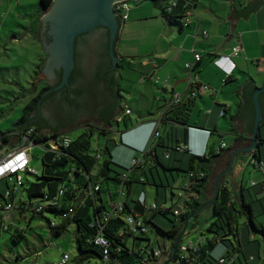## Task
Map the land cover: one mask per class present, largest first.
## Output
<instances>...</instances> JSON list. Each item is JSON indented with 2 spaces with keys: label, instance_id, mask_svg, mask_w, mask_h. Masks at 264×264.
I'll return each instance as SVG.
<instances>
[{
  "label": "trees",
  "instance_id": "1",
  "mask_svg": "<svg viewBox=\"0 0 264 264\" xmlns=\"http://www.w3.org/2000/svg\"><path fill=\"white\" fill-rule=\"evenodd\" d=\"M152 1L162 11V17L168 23L181 26L180 19L184 17L187 10L186 0L181 1L172 14L166 12L164 5L169 0ZM52 2L53 0H40L43 13L51 7ZM246 11L251 10L246 9ZM118 22L121 25V19H118ZM46 30H48V26ZM44 36L47 43L52 41V37L47 32ZM108 43L109 30L106 27H97L91 32L79 35L75 40L74 69L69 76L68 84L57 91L52 90L53 87L62 82V69L56 71L54 85L43 80H39L37 84H34V91L37 89L38 84H45V86L24 107L22 116L15 122V130L0 135V148L19 147L26 136L32 142L40 144L50 137H58L65 135L67 132L82 129L81 134L75 139L69 138L71 143L68 147H61L58 151L44 153L41 176L34 175L36 176L35 181H30L27 178L24 186L29 200H46L58 197L60 202L58 208L49 207L45 209L46 213L52 214L54 217H59L68 208L74 207L75 213L72 217L61 221L56 228L51 229L59 236L67 230L68 226L72 224L75 226L78 244L75 264H90L95 256L102 258V249L94 245L90 239L99 231V228L94 225L97 217H101V212L107 208L103 194L108 193L109 201H112L116 196V192H110V184H115L118 189L121 184L119 177L127 174L125 212L144 215L147 214V211L138 200L144 190L135 195V188L138 185L145 186L151 183L156 188L157 196H161V199H163L162 202L155 199L156 204L158 206L164 205L167 203V188L171 185L168 176L170 175L171 181L174 182L173 174L175 172L185 173L191 181L189 192L193 195L185 202V212L183 214L177 217L174 216L172 213L173 206L164 211L152 210L146 218V224L150 229L146 235L125 232V222L122 219L110 221L102 232L110 241L112 257L122 264H145L143 263L145 254L142 255L141 247L146 242L151 241V233L159 242L163 240V244L170 246L172 251L170 259H176L178 255H173L175 242L182 232L184 222L192 214L195 215L194 217L198 216L197 224L199 223V216L204 209L200 213L196 214V212L207 202L206 192L210 185V179L217 160L224 155L225 150L223 148L217 152V149L214 148L208 155L198 156L190 151H180L178 149L180 145H187V132H183L182 138L179 139L180 134L178 131L169 125L177 124L191 127L188 119L194 99L188 96L186 100L169 106L164 112L159 123L168 126L169 130L163 134L158 129L160 132L159 137L150 140L149 152L146 155L148 164L145 168L130 169L118 164L114 161L112 150L108 145L104 149L92 151L91 138L95 134L105 135L112 131L120 134L124 131L122 126L126 131H129V126L135 124L134 120L132 122L125 119L130 114H126L121 105L122 90L119 83L121 76L119 69L123 66V62L119 59L117 67L111 70L112 61L109 56ZM45 62L46 58L39 65L36 76H38L39 70L45 65ZM117 72L118 76H116ZM256 88L255 83L250 80L245 82L239 89L238 95L242 98L241 109L236 116L232 117V121L239 119L245 122L246 132L249 135L247 141L250 145L252 144L251 135L256 113L253 102V94ZM259 101L264 116V92L259 95ZM83 119L86 122L81 124ZM92 121L96 124H92ZM231 126L230 130L234 131L233 122ZM263 126L264 119L261 122L258 135L260 140L258 149L248 155L252 156L257 162L264 161L260 147L261 143L264 142L262 140ZM45 146L49 148V144ZM134 153H138V151L134 149ZM98 154L101 155V159L96 157ZM253 168L260 172L254 165ZM71 172L74 175L72 180L68 178ZM190 173H193L194 177L189 178ZM202 173L204 174L203 177H201ZM104 183H106V186H104ZM89 184L99 186L97 192L101 196L99 206L95 207L92 200H86L85 206L76 203ZM230 185L231 182L227 177L219 181L218 197L211 207L212 216L206 228V235L202 233L206 240L204 245L200 247L196 257L198 264H207L209 253L218 244L226 246L227 251L230 252L226 240L227 238L229 240L230 237H234L236 240L239 236L242 217L248 220L253 229L259 228L255 222L256 216L253 207L246 200L243 186L240 185V194H235ZM258 186H260L259 190L262 193L263 187ZM258 186H251V188L254 189ZM61 187H65V196L59 198L58 191ZM253 195L257 196V193L254 192ZM158 214L166 219L173 216V219L170 220L171 226L169 229H165L155 221ZM34 217L35 214L30 216L29 223ZM18 220L20 221V219ZM259 229L264 233L263 226ZM13 239L15 242L22 239L20 232L17 231V235L13 236ZM129 240L131 241L130 245H128ZM230 244L233 247L232 251L237 250L231 242ZM179 247L177 246L176 251ZM167 263L170 264L169 261ZM180 264H187V262L182 261Z\"/></svg>",
  "mask_w": 264,
  "mask_h": 264
},
{
  "label": "crops",
  "instance_id": "2",
  "mask_svg": "<svg viewBox=\"0 0 264 264\" xmlns=\"http://www.w3.org/2000/svg\"><path fill=\"white\" fill-rule=\"evenodd\" d=\"M193 1L191 22L187 27L168 23L162 17V11L153 2L154 8L159 9L161 14L156 9H152L150 4L142 3L131 7L127 19L122 22L115 50L118 60L123 62L120 70L127 73V77L131 79L128 81L134 84L133 87L139 93L134 95L129 92L131 104L138 109V116H135L136 119L133 118L134 110L129 106L131 113L125 117L127 121H135L133 126H129L131 132L124 137L130 151H114L113 154L114 161L122 166L129 167L134 149L138 151L146 146L153 129V122H158V129L163 134L169 130L168 126H163L159 122L175 95L180 96L183 101L188 98L191 88L187 82L189 72L186 64L193 62L194 53H199L202 60L195 66L193 74L198 75L200 84H206L209 88L201 91L193 101L188 119L191 127L177 124L169 126L178 131L179 139L186 131L190 152L202 156L208 155L214 148L216 150L215 137L216 135L222 137L219 122L222 119L228 121L234 144L225 150L227 146L224 142L225 153L216 163L221 159L229 158L235 149L250 145L247 141L249 135L246 132H240L235 127L232 131L230 128L232 122L234 126L232 117L241 109L242 98L238 95L239 89L250 80L257 87L264 84V2L243 20L238 19L230 33V24L227 20L229 11L231 9L241 11L251 0H225L222 4L216 0ZM42 15L43 13L40 16ZM151 19L157 20L156 23L163 28V33L158 35L159 40L157 39L151 50L144 51L143 45L139 43L141 37L130 34ZM204 31L208 33V38L201 36ZM238 44L241 50L233 55V48ZM221 55L229 56L235 65L229 77L213 63L214 59ZM142 104L145 107H142ZM132 134L136 137H131ZM220 143L223 141L220 140L217 144ZM247 160H250L248 155L236 159L233 177H229L228 180L231 182L230 188L235 187V194H240V185L243 186L246 200L252 205L256 216L257 212H264V197L259 190L260 186L246 191L243 180L240 181V178L244 177ZM209 190L210 185L207 192ZM254 192L257 196L253 195ZM240 238L238 236L236 241ZM223 250L218 248L215 252L217 255L210 252L207 264H216L222 256H225ZM241 250L242 247L239 246L233 254L236 255ZM228 262V264H236L231 263V260Z\"/></svg>",
  "mask_w": 264,
  "mask_h": 264
},
{
  "label": "rangeland",
  "instance_id": "3",
  "mask_svg": "<svg viewBox=\"0 0 264 264\" xmlns=\"http://www.w3.org/2000/svg\"><path fill=\"white\" fill-rule=\"evenodd\" d=\"M216 1L222 4L225 0ZM144 3L150 4L152 9H156L161 14L159 9L154 8L152 2L146 1ZM2 5L4 6L2 7ZM42 13L40 0H0V135L15 130V122L22 116L24 107L45 86V84H38L37 89L34 91V84H37L39 80L48 81V78L42 71L43 66L39 70L38 76H36V72L44 56L34 32L26 30L29 25L26 17H40ZM156 22L157 20L151 19L147 24H143L133 34H130V36L138 35L141 37L139 43L143 45L142 50L144 51L151 50L158 39V35L163 33V28L158 26L159 24ZM175 25L178 26V24ZM120 69L121 105L123 109L126 106L129 109L131 107L134 110L133 118L136 119L135 116H138V109L131 104L129 92L134 95H138L139 93L133 87L134 84L128 81L131 79L127 77V73H124ZM142 107H145V105L142 104ZM81 122V124H84L86 120L84 119ZM91 123L96 124L93 121ZM219 123L222 137L216 135V149L218 150L221 144L218 145L217 143L222 140L223 143L225 142L227 146L225 150H227L234 144V137L229 132L228 121L222 119ZM263 127L262 134H264ZM122 129L125 130L123 126ZM81 132L82 129H76L67 132L65 135L70 139H75ZM131 137L135 138L136 136L132 134ZM262 140H264V137ZM91 145L92 151L104 149L107 145L111 148L112 154H114V151H130L124 139L122 143L120 135L115 131L105 135L95 134L91 138ZM260 147L262 157L264 158V142L261 143ZM29 152L33 156L32 167L36 170L37 175L41 176L44 150L40 146H34ZM228 161L229 158L227 157L226 159H221L216 164L210 179L211 184L210 190L207 192V201L213 198L215 179L217 175L226 169ZM246 163L244 177H241L240 181L243 180L247 191V189H252V182L260 184L263 180V175L253 168L250 160ZM232 174L233 172L229 173L226 177L231 178L233 177ZM173 175L174 182L171 181L170 175L168 176L171 185L166 191L167 208L173 205L175 207L184 206V199L179 198V194L184 192V188L189 182L188 176L183 172H175ZM28 179L35 181L36 176L31 175ZM104 186H106V183H104ZM6 190L7 186L5 182H0V192H5ZM109 190L111 193H115L117 190L116 185L110 184ZM142 190L146 192V199L150 205L154 204L156 200L162 202L163 199H161V196H157L156 188L151 183L145 186L138 185L135 188V195ZM234 190L235 187L232 186V191L234 192ZM17 198L28 201V195L24 188L17 193ZM103 199L107 205L110 200L108 193L103 194ZM211 207L205 208L200 214L199 223L196 228L191 232L187 231L189 233L186 236L187 241H196L202 233L206 235V225L212 216ZM31 215L33 214H27L26 218L20 221L14 218L4 221V225L9 227V229H0V264H53L60 260L63 254H69L71 257L70 264H75L74 260L78 254L75 226L73 224L68 226L67 230L58 236L50 228L48 219L58 221L59 217H54L52 214H35V217L29 223ZM172 219L173 216H169L166 219L159 214L155 217V221L165 229L170 228V220ZM255 222L259 228L264 225V212L256 213ZM259 228L253 229L248 220L242 217L240 223L241 234L239 233L241 238L238 241L234 237H230L229 240L228 238L227 240L225 239L227 245L230 247V252L227 251L226 246L221 244V246H217L211 251L212 254L217 255L215 252H217L218 248H221L224 249V254L228 260H231V263L264 264V233ZM17 231L20 232L22 239L15 242L13 236L17 235ZM150 235L152 240L155 241L154 234L151 233ZM162 241L161 244H163ZM230 242L234 245L235 249L241 246L242 250L234 255ZM130 244L131 241L129 240L128 245ZM165 263H167L166 254L158 260L157 264ZM90 264H101V259L95 256L90 261Z\"/></svg>",
  "mask_w": 264,
  "mask_h": 264
},
{
  "label": "built area",
  "instance_id": "4",
  "mask_svg": "<svg viewBox=\"0 0 264 264\" xmlns=\"http://www.w3.org/2000/svg\"><path fill=\"white\" fill-rule=\"evenodd\" d=\"M146 1L150 0H120L113 4V9L118 13L121 18L122 22L127 19V13L129 9L133 6L140 5ZM152 1V0H151ZM184 0H169L165 3L166 12L172 14L174 9L179 6V3ZM193 0H186V7L187 10L183 18L180 19L181 27H187L191 22V3ZM203 38H208V33L206 31L201 33ZM241 50V46L238 44L233 48V55H236ZM202 60V56L199 53H194V60L191 63L186 64V69L189 72L188 77V86L191 88L189 93V97L191 99H195L201 91L207 90L209 87L206 84H200L199 77L194 73L195 66L200 63ZM213 63L219 67L223 73L229 77L232 75L233 70L235 68L234 63L232 62L229 56L221 55L214 59ZM180 96L175 95L173 100L169 103V106L174 104H178L182 102ZM125 113L130 114V109L128 106L124 107ZM153 129L148 140L146 146L138 150V153H134L131 158L129 168H145L148 164L147 160V152H149L148 145L150 140L153 138L159 137V130H158V122H153ZM193 129V128H192ZM71 143V140L66 136H58V137H50L48 140L43 141L40 144H36L32 142L30 138L27 136L24 137L22 144L19 147L10 148V147H2L0 148V182L4 181L7 190L5 192H0V223L2 229L7 230L9 227L4 225V221L9 218L20 219L23 220L27 214H43L46 215L48 213L45 212V209L49 207H56L58 208L60 205L58 197L53 199H46V200H25V199H18L17 193L21 191L22 188L25 186V180L31 175H37L36 170L32 167V160L33 156L30 154V150L34 146H40L43 148L44 153L49 151H58L61 147H68ZM49 144V148L45 146ZM225 147L224 143H221L217 152ZM180 151H190L188 145H180L178 148ZM98 159H101V155H96ZM250 164L255 166L260 173L263 175V180L260 184L252 182L251 186L255 187L261 185L262 188V196L264 197V161L257 162L252 156H250ZM255 169V168H254ZM204 174H201L203 177ZM194 177L193 173L189 174V178ZM68 178L72 180L74 178L73 173H69ZM121 184L116 190V196L112 201L106 205L105 208L101 212V217H97V221L94 223L99 228L98 233L90 239V241L100 247L102 249V258L101 264H122L120 261L112 257L111 254V244L110 241L105 237L102 233L104 231L105 226L114 219H122L125 222V232H131L134 234H147L149 233V227L146 224V218L151 213L152 210L158 209L164 211L169 209L166 207V204L157 205L156 202L150 205L146 199V192L141 193L139 197L140 204L146 209L147 214H140V213H127L125 212V200H126V181H127V174H123L119 177ZM143 180V179H141ZM191 181L184 188V192L179 194V198L184 199V206H174L172 207V213L174 216H179L185 212V202L190 199L193 195L189 192ZM99 191V186H92L89 184L87 188L84 190V197L80 201L82 206L86 205V200H92L95 207L99 206L101 203L100 195L97 194ZM59 198L65 196V187H61L58 191ZM22 213V214H21ZM75 213L74 207L68 208L67 211L62 213L59 216V220H51L49 221L50 228H56L61 221L69 219ZM205 237L200 235L196 241H187L186 237L181 241L178 245L180 246L179 249L173 254L178 255L176 259H170V255L172 251L169 245L161 244L157 239L153 241L146 242L144 246L141 247L142 255L145 254V260L143 263L145 264H157L158 260L166 254V260L169 261L170 264H180L182 261H186L187 264H198L196 262V257L198 256L199 249L205 243ZM220 243V242H218ZM168 246V248H167ZM71 257L69 254H63L61 259L53 264H70ZM228 260L225 256H222L216 264H228ZM168 264V263H165Z\"/></svg>",
  "mask_w": 264,
  "mask_h": 264
},
{
  "label": "water",
  "instance_id": "5",
  "mask_svg": "<svg viewBox=\"0 0 264 264\" xmlns=\"http://www.w3.org/2000/svg\"><path fill=\"white\" fill-rule=\"evenodd\" d=\"M120 0H53L51 7L40 17H26L29 25L26 28L28 31L34 32L38 44L42 50L45 65L42 68L43 73L48 80L53 78L54 69L61 68L63 78L61 84L52 88L57 91L68 84L69 76L74 69V45L76 38L84 33L91 32L97 27H106L109 30L108 51L112 61L111 70H114L118 65V56L116 54V38L118 32L120 34L121 25L118 19L122 18L113 9V4ZM150 2H153L150 0ZM264 0H251L245 5L243 10L234 11L231 9L227 15V20L230 24V33L238 19H244L250 12L254 11ZM246 9L251 10L249 12ZM44 26H48V35L52 37V41L47 43L43 40ZM119 38V35H118ZM118 76V72L116 73ZM264 85V84H263ZM264 92V86H258L253 94V102L255 106V121L253 132L251 135L252 144L248 147L235 149L230 156L228 167L221 172L214 183V196L211 200L204 203L196 212L200 213L203 209L212 206L218 197L219 181L233 172L238 157L244 158L258 149L259 133L261 122L264 119L262 107L259 101V95ZM84 120V119H83ZM240 132H246L245 122L243 120H234V126ZM48 133V131L46 130ZM131 131H123L120 140L123 143L124 137ZM247 133V132H246ZM82 193L76 203H80L83 199ZM192 214L185 222L180 236L174 245V253L177 246L189 234L187 231H193L198 222V216Z\"/></svg>",
  "mask_w": 264,
  "mask_h": 264
},
{
  "label": "flooded vegetation",
  "instance_id": "6",
  "mask_svg": "<svg viewBox=\"0 0 264 264\" xmlns=\"http://www.w3.org/2000/svg\"><path fill=\"white\" fill-rule=\"evenodd\" d=\"M48 31H49V29L46 30V27L44 26L43 33H42V35H43V40H46L44 35H45L46 32L48 33ZM59 70H61V68H55V69H54L53 78L50 79V80H48V82H49L51 85H54V84H55V82H56V71H59ZM48 79H49V78H48Z\"/></svg>",
  "mask_w": 264,
  "mask_h": 264
}]
</instances>
